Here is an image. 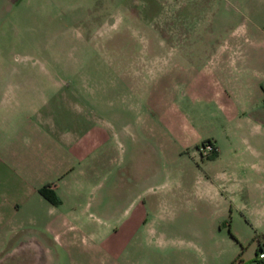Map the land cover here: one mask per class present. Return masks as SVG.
<instances>
[{
  "label": "rangeland",
  "instance_id": "rangeland-1",
  "mask_svg": "<svg viewBox=\"0 0 264 264\" xmlns=\"http://www.w3.org/2000/svg\"><path fill=\"white\" fill-rule=\"evenodd\" d=\"M255 8L257 0H0V129L8 149L40 141L59 154L36 178L49 179L63 202L33 214L65 216L56 234L23 225L0 264H263L262 233L252 239L235 207L245 177L264 168L256 139L264 128L219 124L221 112L189 94L184 69L174 73L226 39L235 44L221 52L248 55L253 72L255 48L236 42L253 37L242 11ZM28 103L48 106L50 119ZM172 121L176 135L201 138L168 140ZM74 136L80 156L58 171L61 152L76 146L61 143ZM204 141L215 151L197 152ZM152 164L158 173L146 179ZM220 182L226 187L213 190ZM130 200L142 221L126 237L116 217Z\"/></svg>",
  "mask_w": 264,
  "mask_h": 264
},
{
  "label": "crops",
  "instance_id": "crops-1",
  "mask_svg": "<svg viewBox=\"0 0 264 264\" xmlns=\"http://www.w3.org/2000/svg\"><path fill=\"white\" fill-rule=\"evenodd\" d=\"M252 10L249 13L250 17H247L248 14L244 11H242V14L244 19H247L249 28L253 31V37L236 43L238 46L255 48L257 56L253 58V72L250 74L247 72V69H249V66H247L249 62L248 55L239 52L237 55L231 56L228 53L221 52L222 48L235 44L234 41H232L233 44H230L229 40L226 39L212 43L213 47L221 48L220 50L218 49V51L205 56V58L193 59L192 63L195 64L188 67L175 66L174 73L176 76L177 72L181 75L183 72L187 74L185 76L188 80L186 89H189V94L196 101L212 104L215 109L221 112L222 121L219 124L222 122V124L229 123L225 121L234 119L237 120L236 124L250 123L260 129L264 128V0H257V9ZM253 15H257V18L251 17ZM185 68L187 69L185 70ZM247 93L252 94L251 99H247ZM24 107L42 118L43 122L50 119L49 113L44 114V110L48 109L47 112L50 111L48 106L39 108L38 104L28 103ZM236 113H243L242 119H236ZM169 125L173 131V135L167 138L170 141L177 140L179 143L184 142L191 145L196 144L201 138L200 136L193 138L180 137L179 134L176 135V132H178L176 122L172 121ZM256 132L258 134L256 139L261 144L257 152L264 154V144L262 145L264 143V131L257 130ZM5 137L6 135L0 129V255L7 247L6 243L17 238V234L23 225L42 223L43 228L50 229L53 234H56L58 232L56 231L57 224H62L65 221V216L62 213L57 216L46 217L44 222H40L36 218V213L33 214L35 206L46 204L49 210L53 206L37 191V188L48 183L55 191V185L48 181L49 179L37 182L36 175L42 168L52 166L57 160L53 157L59 156V154L56 155L55 149L50 150L47 144H39L40 141L32 144L27 142L28 146L25 145L22 148L19 147L20 144L15 145L14 143L11 145L13 147V150H11L5 145ZM73 139H76V136ZM132 140L134 141L135 137H132ZM71 142L76 144L75 149L72 152L66 150L61 152V160L56 163L58 171L65 168L76 155L77 157L80 156L83 141L80 138L73 141L70 138H64L61 145L65 147V145H71ZM57 145L60 149L59 144ZM35 146H37L36 150ZM38 148L39 150H37ZM82 151L84 150L82 149ZM147 169L146 179L158 173V169L154 164L149 165ZM133 172L134 169L132 174ZM215 172V175L221 177L222 181L228 179V173L224 170L218 169ZM257 174L261 175L259 182H257ZM227 186H229L228 183ZM151 187V185H147L145 189L153 191L154 189ZM221 187H226V185H223L222 182L212 185L215 191ZM257 187L264 197L263 167L260 170H257V168L252 169L250 176L245 177L243 185L240 186L245 198L235 208L238 215L248 222L252 235L257 233L258 230L262 233V239L264 240V201H261L257 207ZM62 202L63 200L60 198L59 203ZM129 203L130 211L125 216L116 217L121 229L119 232L126 237L130 236L134 228L142 221V213L139 207L134 204L133 200H130ZM262 248H264V242Z\"/></svg>",
  "mask_w": 264,
  "mask_h": 264
},
{
  "label": "trees",
  "instance_id": "trees-1",
  "mask_svg": "<svg viewBox=\"0 0 264 264\" xmlns=\"http://www.w3.org/2000/svg\"><path fill=\"white\" fill-rule=\"evenodd\" d=\"M37 191L46 198L50 203L57 204L59 203V198L54 193L53 189L51 188V184H43L37 188ZM252 239H257V234H253L251 237ZM263 247L262 244H258V248L261 249Z\"/></svg>",
  "mask_w": 264,
  "mask_h": 264
},
{
  "label": "built area",
  "instance_id": "built-area-1",
  "mask_svg": "<svg viewBox=\"0 0 264 264\" xmlns=\"http://www.w3.org/2000/svg\"><path fill=\"white\" fill-rule=\"evenodd\" d=\"M209 146L210 148V151H215V147L212 146V144L210 143V141H204V142H201L200 144H198L196 146V150L197 152L201 153L203 152L205 149V147ZM256 257L259 261H261L263 264H264V248H261L257 251L256 253Z\"/></svg>",
  "mask_w": 264,
  "mask_h": 264
}]
</instances>
